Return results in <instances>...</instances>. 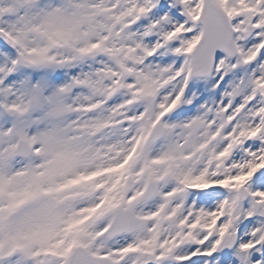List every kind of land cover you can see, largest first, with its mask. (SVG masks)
<instances>
[{"label":"snow or ice","instance_id":"obj_1","mask_svg":"<svg viewBox=\"0 0 264 264\" xmlns=\"http://www.w3.org/2000/svg\"><path fill=\"white\" fill-rule=\"evenodd\" d=\"M0 264H264V0H0Z\"/></svg>","mask_w":264,"mask_h":264}]
</instances>
